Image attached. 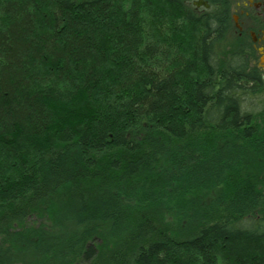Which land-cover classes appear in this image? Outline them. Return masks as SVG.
Returning a JSON list of instances; mask_svg holds the SVG:
<instances>
[{
	"label": "trees",
	"instance_id": "trees-1",
	"mask_svg": "<svg viewBox=\"0 0 264 264\" xmlns=\"http://www.w3.org/2000/svg\"><path fill=\"white\" fill-rule=\"evenodd\" d=\"M185 1L0 0V264H264L254 53Z\"/></svg>",
	"mask_w": 264,
	"mask_h": 264
},
{
	"label": "flooded vegetation",
	"instance_id": "flooded-vegetation-1",
	"mask_svg": "<svg viewBox=\"0 0 264 264\" xmlns=\"http://www.w3.org/2000/svg\"><path fill=\"white\" fill-rule=\"evenodd\" d=\"M185 2L198 13L207 14L214 8L227 11L226 36L228 40L236 41L239 47L253 50L251 67L260 74L262 81L259 85L263 86L264 95V0H186ZM204 20L207 21L206 18ZM259 115L264 118V113L256 114L253 118L259 119ZM253 127H255L254 123Z\"/></svg>",
	"mask_w": 264,
	"mask_h": 264
},
{
	"label": "rangeland",
	"instance_id": "rangeland-1",
	"mask_svg": "<svg viewBox=\"0 0 264 264\" xmlns=\"http://www.w3.org/2000/svg\"><path fill=\"white\" fill-rule=\"evenodd\" d=\"M236 44L238 46V43H236ZM258 117H259V119H257V121L254 123L255 130H257L259 127L262 128V129L264 128V118H262L261 115H259ZM262 129H260V130H262ZM217 194H218L217 191L216 190H213L210 193H207V197H208L207 199H209L210 201H212V200H214L216 198Z\"/></svg>",
	"mask_w": 264,
	"mask_h": 264
},
{
	"label": "water",
	"instance_id": "water-1",
	"mask_svg": "<svg viewBox=\"0 0 264 264\" xmlns=\"http://www.w3.org/2000/svg\"><path fill=\"white\" fill-rule=\"evenodd\" d=\"M198 6H199V4H198Z\"/></svg>",
	"mask_w": 264,
	"mask_h": 264
}]
</instances>
